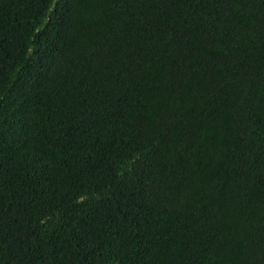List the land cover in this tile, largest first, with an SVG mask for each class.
Segmentation results:
<instances>
[{
  "label": "trees",
  "instance_id": "trees-1",
  "mask_svg": "<svg viewBox=\"0 0 264 264\" xmlns=\"http://www.w3.org/2000/svg\"><path fill=\"white\" fill-rule=\"evenodd\" d=\"M0 264H264V0H0Z\"/></svg>",
  "mask_w": 264,
  "mask_h": 264
}]
</instances>
